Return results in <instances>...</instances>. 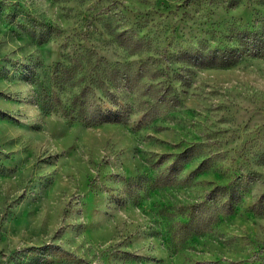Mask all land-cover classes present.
I'll return each mask as SVG.
<instances>
[{
	"label": "rangeland",
	"instance_id": "1",
	"mask_svg": "<svg viewBox=\"0 0 264 264\" xmlns=\"http://www.w3.org/2000/svg\"><path fill=\"white\" fill-rule=\"evenodd\" d=\"M0 264H264V0H0Z\"/></svg>",
	"mask_w": 264,
	"mask_h": 264
}]
</instances>
